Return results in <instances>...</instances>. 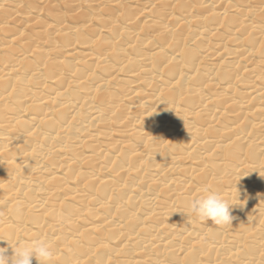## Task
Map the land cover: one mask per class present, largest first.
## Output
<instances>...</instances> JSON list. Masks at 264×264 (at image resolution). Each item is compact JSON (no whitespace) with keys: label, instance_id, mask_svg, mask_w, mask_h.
I'll return each mask as SVG.
<instances>
[{"label":"bare ground","instance_id":"bare-ground-1","mask_svg":"<svg viewBox=\"0 0 264 264\" xmlns=\"http://www.w3.org/2000/svg\"><path fill=\"white\" fill-rule=\"evenodd\" d=\"M0 240L264 264V0H0Z\"/></svg>","mask_w":264,"mask_h":264},{"label":"clouds","instance_id":"clouds-1","mask_svg":"<svg viewBox=\"0 0 264 264\" xmlns=\"http://www.w3.org/2000/svg\"><path fill=\"white\" fill-rule=\"evenodd\" d=\"M232 206L222 199L220 194L208 193L206 196L191 200L189 211L202 223L211 221L217 226H224L232 224L233 217L230 213ZM8 246L12 249L13 254L8 255L9 248H0V264H32L33 258L38 264H49L53 258L49 244L42 240H36L26 245L18 244L15 249L9 244Z\"/></svg>","mask_w":264,"mask_h":264},{"label":"rangeland","instance_id":"rangeland-1","mask_svg":"<svg viewBox=\"0 0 264 264\" xmlns=\"http://www.w3.org/2000/svg\"><path fill=\"white\" fill-rule=\"evenodd\" d=\"M58 10H59V12H64V11H66L67 9H66V7H64V6H61V7L58 8Z\"/></svg>","mask_w":264,"mask_h":264}]
</instances>
